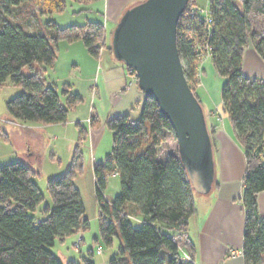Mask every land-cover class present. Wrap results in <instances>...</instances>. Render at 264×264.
<instances>
[{
    "label": "trees",
    "instance_id": "obj_1",
    "mask_svg": "<svg viewBox=\"0 0 264 264\" xmlns=\"http://www.w3.org/2000/svg\"><path fill=\"white\" fill-rule=\"evenodd\" d=\"M29 1L0 0V86L11 81L23 87L21 94L7 101L14 119L66 123L82 96L69 85L59 91L41 70H34V64L55 65L58 55L52 42L82 41L96 58L103 47L112 50V44L106 41L100 21L67 27L49 23L47 33L32 32L2 9ZM77 1L91 4L96 0ZM47 2L50 8L43 12L65 5V0ZM177 43L185 75L200 101L196 88L203 55L210 53L218 73L226 78L222 107L246 159L241 197L243 255L246 264H264V218L258 208V195L264 190V79L243 72L244 51L250 43L264 60V0H210L206 16L197 0H189L178 21ZM26 67L30 73L24 72ZM105 125L112 131L113 146L105 159L94 163L99 219L108 243L114 235L123 240L109 264H195L196 246L189 235L190 219L198 210L195 190L178 146L165 160L159 155L167 133L174 132L170 120L153 96L144 95L139 119L116 115L107 118ZM77 126L79 137L71 164L64 174L48 178L52 205L41 209L40 216L36 210L46 196L35 180L39 171L22 161L0 164V264H96L92 249L87 256L66 263L52 250L57 240L65 242L89 226L75 183L84 166L80 147L88 129L79 122ZM210 132L213 137L214 131ZM114 171L120 175L121 191L108 203L104 188L107 175ZM134 219L140 222L134 224Z\"/></svg>",
    "mask_w": 264,
    "mask_h": 264
},
{
    "label": "rangeland",
    "instance_id": "obj_2",
    "mask_svg": "<svg viewBox=\"0 0 264 264\" xmlns=\"http://www.w3.org/2000/svg\"><path fill=\"white\" fill-rule=\"evenodd\" d=\"M98 1L83 4L77 0H65L62 9H54L48 12H43V8H50L47 5V0H30L18 6L5 5L2 9L9 18L21 23L29 31L47 33L49 23L67 27L83 25L88 20H101L102 16L98 10L100 2ZM197 2L201 13L206 16L210 8V0H197ZM84 8L88 9L83 10ZM110 30L107 31L109 44L112 43ZM70 43L62 40L58 44L52 42V46L58 55L54 66L41 67L37 63L34 64V70H41L47 82L54 85L59 91L69 85L71 90L82 96V101L77 105V108L69 113L71 121H69L67 128L63 126H52L51 128V126L40 122L14 119L8 112L7 101L21 94L23 87L11 81L0 86V164L22 161L32 165L39 171L35 180L45 194L46 199L37 207L36 215L38 216L41 215V209L47 204L52 205V199L47 189L48 178L64 174L71 164L79 137L77 121L83 126L89 127L90 110L95 111L90 107L89 100L91 86L94 84L95 64L98 60L85 48L82 41H77L73 47L68 46ZM112 54L115 56L113 51ZM24 72L27 74L31 70L26 67ZM95 113L97 112L95 111ZM140 114L141 107L133 112L132 119H139ZM55 135H58V137H55ZM112 146V131L107 126L97 147L94 146L91 138L81 144L84 166L83 170L76 175L75 183L83 197L85 217L88 219L89 226L84 231L81 230L68 236L65 242L57 240L55 246L52 247L56 256L63 263L70 259L79 260L81 256H87L89 249H92L94 251L93 260L96 264H100L102 260H108L115 252H118L120 244L123 243L120 235H114L111 243H108L104 238L96 194L94 157L96 160L105 159L111 152ZM177 146L175 132H168L166 140L159 148L160 158L166 159L170 154L176 153ZM120 191V175L116 171L109 173L106 178L104 195L115 197ZM195 194L200 193L195 191ZM139 222L137 219L133 220L134 224ZM79 238L83 239L79 241V247L76 248L75 245ZM99 248L102 250L101 253L97 252Z\"/></svg>",
    "mask_w": 264,
    "mask_h": 264
},
{
    "label": "crops",
    "instance_id": "obj_3",
    "mask_svg": "<svg viewBox=\"0 0 264 264\" xmlns=\"http://www.w3.org/2000/svg\"><path fill=\"white\" fill-rule=\"evenodd\" d=\"M138 1L99 0L98 10L102 19L87 22H102L104 37L108 42L107 31L112 28L109 31L112 35L124 12ZM76 42L68 46L73 47ZM85 48L87 49L86 46ZM96 59L98 62L95 64L89 104L97 113L90 110L86 140L91 138L97 147L106 127V119L124 114H129L132 118L133 112L142 106L144 93L138 83L133 82L128 66L117 60L108 46L101 49ZM198 70L199 82L196 89L205 109L208 125L214 131L216 171L211 191L195 194L198 210L189 224V235L196 246L195 264H246L243 255L245 208L241 201L246 171L245 150L236 138L229 115L223 110L222 87L226 78L218 73L210 53L202 56ZM243 72L248 77L264 79V60L251 43L244 51ZM69 121L70 118L66 123L47 126L67 128ZM97 161L94 157V163ZM258 208L264 218V190L258 195ZM233 250L235 255L231 254ZM110 258L102 260L100 264H109Z\"/></svg>",
    "mask_w": 264,
    "mask_h": 264
},
{
    "label": "water",
    "instance_id": "obj_4",
    "mask_svg": "<svg viewBox=\"0 0 264 264\" xmlns=\"http://www.w3.org/2000/svg\"><path fill=\"white\" fill-rule=\"evenodd\" d=\"M189 0H139L112 34L115 58L133 68L144 95L153 96L174 129L179 157L193 189L206 194L215 181V149L203 104L185 75L177 26Z\"/></svg>",
    "mask_w": 264,
    "mask_h": 264
},
{
    "label": "built area",
    "instance_id": "obj_5",
    "mask_svg": "<svg viewBox=\"0 0 264 264\" xmlns=\"http://www.w3.org/2000/svg\"><path fill=\"white\" fill-rule=\"evenodd\" d=\"M130 74L132 75V77H133V79H134L133 82H134V83H137V82H138V76H137L136 71H135L133 68H130ZM111 200H112L111 197H108V196L104 195V201H106V202H108V203H111ZM81 239H82V238H79V239H78V242H77L76 245H75L76 248L79 247V241H80ZM97 252H98V253H101L102 250L99 248V249L97 250ZM231 254H232V255H235L236 252L233 250V251H231Z\"/></svg>",
    "mask_w": 264,
    "mask_h": 264
}]
</instances>
